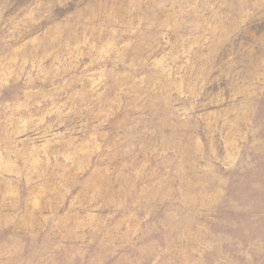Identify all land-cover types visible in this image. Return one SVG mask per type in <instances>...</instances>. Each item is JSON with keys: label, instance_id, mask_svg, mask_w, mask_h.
Returning a JSON list of instances; mask_svg holds the SVG:
<instances>
[{"label": "rangeland", "instance_id": "obj_1", "mask_svg": "<svg viewBox=\"0 0 264 264\" xmlns=\"http://www.w3.org/2000/svg\"><path fill=\"white\" fill-rule=\"evenodd\" d=\"M0 264H264V0H0Z\"/></svg>", "mask_w": 264, "mask_h": 264}]
</instances>
